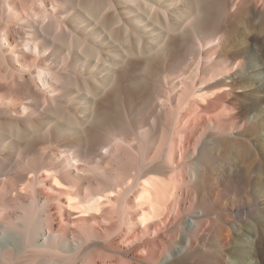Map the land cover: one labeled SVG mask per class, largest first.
I'll return each mask as SVG.
<instances>
[{"label": "bare ground", "instance_id": "bare-ground-1", "mask_svg": "<svg viewBox=\"0 0 264 264\" xmlns=\"http://www.w3.org/2000/svg\"><path fill=\"white\" fill-rule=\"evenodd\" d=\"M0 264H264V0H0Z\"/></svg>", "mask_w": 264, "mask_h": 264}, {"label": "rangeland", "instance_id": "rangeland-1", "mask_svg": "<svg viewBox=\"0 0 264 264\" xmlns=\"http://www.w3.org/2000/svg\"><path fill=\"white\" fill-rule=\"evenodd\" d=\"M145 184H147V183H145ZM138 199H142V200H144L146 202L145 199H147V198H144V199L143 198H138ZM75 211L77 212V210H75ZM77 215H86V214H85V212H79Z\"/></svg>", "mask_w": 264, "mask_h": 264}]
</instances>
